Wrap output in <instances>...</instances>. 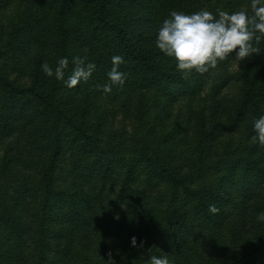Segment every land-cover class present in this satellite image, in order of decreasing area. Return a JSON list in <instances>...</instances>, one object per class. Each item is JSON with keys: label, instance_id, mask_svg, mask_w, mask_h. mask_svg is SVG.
Returning a JSON list of instances; mask_svg holds the SVG:
<instances>
[{"label": "rangeland", "instance_id": "obj_1", "mask_svg": "<svg viewBox=\"0 0 264 264\" xmlns=\"http://www.w3.org/2000/svg\"><path fill=\"white\" fill-rule=\"evenodd\" d=\"M60 1L0 0V45L10 35L13 44L5 49L15 53L13 59L19 54L25 85L34 73L35 79L49 82L48 88L56 85L55 97L68 106L65 113L93 136L85 146L89 159L74 146L61 156L55 172L61 193L54 198L53 218L64 221L61 209L70 202L69 185L80 193V235L68 253L72 264H150L152 256H166L169 264H264V221L257 219L264 212V146L252 142L254 121L264 116V39L259 45L253 42L261 48L259 54L238 61L233 52L204 75L195 72L198 76L186 83L167 86L174 94H157L153 86L129 90L127 78L105 94L102 88L110 83L107 73L118 53L104 32L90 31L86 19L91 8L106 9L110 19L138 25L147 35L145 27L151 33L153 27L159 30L172 11L207 10L218 18L217 9L229 14L247 10L251 15V0H150L148 5L146 0H69L63 9ZM75 56L86 57L85 63L96 68L87 82L69 88L65 81ZM62 58L69 61L64 80L48 77L42 65L55 71ZM119 70L128 72L129 63L124 60ZM24 105L35 102L29 99ZM3 132L0 218L6 219L2 203L10 204L25 166L14 156L18 140L12 127ZM26 132L29 136L23 131L15 135L31 143L32 154H44L42 133ZM106 153L115 169L106 167L107 175H101L97 169ZM146 156L174 168L177 179L151 185ZM47 158L34 159L36 169ZM121 160L133 164V177L126 175ZM212 204L218 214L209 211ZM8 224L0 223V229ZM62 237L70 241L71 235L63 232ZM132 237L137 245L143 241V248L133 247ZM66 254L44 259L34 254L30 264H67Z\"/></svg>", "mask_w": 264, "mask_h": 264}, {"label": "trees", "instance_id": "obj_2", "mask_svg": "<svg viewBox=\"0 0 264 264\" xmlns=\"http://www.w3.org/2000/svg\"><path fill=\"white\" fill-rule=\"evenodd\" d=\"M146 1L148 5L150 0ZM68 5L69 0L60 1L61 9L67 8ZM86 19L91 26L90 31L94 34L104 32L109 36L114 50L129 63V71L125 72L127 81L132 86L129 90L140 87L150 91L153 86L157 89V94H172L173 92H168L169 90L166 89L167 86L176 83L184 84L191 76H198L193 71L188 79H184L183 74L177 69L175 59L167 57L156 47L157 28L153 27V33H151V28L145 27L148 31L146 35L145 30H141L138 25H130L117 18L110 19L106 9L95 11L91 8L86 13ZM4 36L8 38V41L4 43L5 46L0 45V135L4 133L5 127H12V135L18 140L13 153L21 164H24L25 170L20 176L22 181L10 197V204L2 203L7 208L9 217L0 218V223L9 222V224L0 229V264H30L34 254L36 258L44 259L49 254L54 255L57 252L60 256L66 252L65 257L67 256L68 261L66 263L72 264L74 260L68 253L74 252L75 239L80 235L78 233L80 193L69 185L70 202L68 207L61 209L64 221L53 218L54 211L51 209L57 205L54 198L56 194L61 193V190L55 187V183L58 182L55 172L60 168L61 156L66 150H72L74 146H78L84 152V159H89V156L85 154V152L89 153L85 150V146L92 142L93 136L87 132L82 123L77 122L76 118H71L65 113L68 106L64 108L60 97H55L56 85L48 88L49 82L35 79V73L32 74V82L25 85L27 81L23 77L27 73L22 68L19 54L16 59H13L15 53L5 49L14 39L10 35ZM145 41L149 43L144 44ZM24 95H26L25 98H23ZM29 99L33 100L35 105H24ZM28 130L42 133L39 136L44 137V154H32L31 143L28 141L26 145L25 141L21 142L22 136L15 135L23 131L25 137L29 136L26 132ZM2 139L3 137L0 136V143ZM90 146L95 147L93 144ZM43 155L48 158L40 168L37 166L36 169L34 159H41ZM108 157L111 156L106 153V162H99L101 170L97 169V171L101 175H107L106 167L115 169L113 161ZM145 160L146 164L151 166L146 169L147 177L153 181L151 185L166 186L172 182V179H177L174 168L162 162L157 165L155 159H150L148 156ZM121 164L126 169V175L129 178L133 177L135 172L133 164L125 160H121ZM74 166L75 164L71 167ZM70 171L77 173L78 170L70 168ZM3 199L4 197L0 196V202ZM35 206H39L36 211ZM57 210L60 209L57 208ZM26 214L28 218H24ZM63 232L71 235L70 241L66 240V237L63 239ZM90 238V234L87 235V239ZM261 243L264 245V238Z\"/></svg>", "mask_w": 264, "mask_h": 264}, {"label": "clouds", "instance_id": "obj_3", "mask_svg": "<svg viewBox=\"0 0 264 264\" xmlns=\"http://www.w3.org/2000/svg\"><path fill=\"white\" fill-rule=\"evenodd\" d=\"M250 8L251 15L247 10L229 14L217 9L218 18L207 10L192 14L172 11L170 18L164 19L158 30L156 47L167 57L175 59L184 79H188L193 71L204 74L215 69L219 62L227 60L233 52L238 61H243L254 53H260L261 48L254 46L253 42L259 45L264 39V3L262 0H251ZM86 59L73 57L75 67L65 81L67 87L73 88L81 80L87 82L90 78L96 65L86 64ZM123 63V57H112V67L107 73L110 83L102 88L105 94L110 93L113 86L122 87L125 84L127 74L119 70ZM68 64V59L62 58L55 71L47 63L42 65V69L48 77L55 76L57 80L63 81ZM254 131L252 142L258 141L264 146V116L254 121ZM209 211L218 214L219 209L212 204L209 205ZM257 219L264 221V212L259 213ZM131 243L133 247L144 246L143 241L137 245L136 237H132ZM150 264H169V260L166 256H152Z\"/></svg>", "mask_w": 264, "mask_h": 264}]
</instances>
